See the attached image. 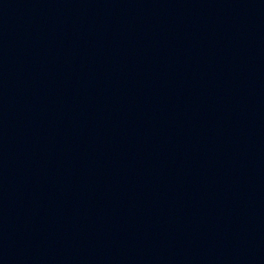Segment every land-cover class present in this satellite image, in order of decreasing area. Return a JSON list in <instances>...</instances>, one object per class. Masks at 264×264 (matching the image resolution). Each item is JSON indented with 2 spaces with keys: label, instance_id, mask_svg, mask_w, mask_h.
<instances>
[{
  "label": "water",
  "instance_id": "water-1",
  "mask_svg": "<svg viewBox=\"0 0 264 264\" xmlns=\"http://www.w3.org/2000/svg\"><path fill=\"white\" fill-rule=\"evenodd\" d=\"M0 264H264V0H0Z\"/></svg>",
  "mask_w": 264,
  "mask_h": 264
}]
</instances>
